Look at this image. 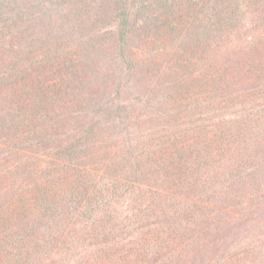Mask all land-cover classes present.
Segmentation results:
<instances>
[{
	"label": "trees",
	"instance_id": "obj_1",
	"mask_svg": "<svg viewBox=\"0 0 264 264\" xmlns=\"http://www.w3.org/2000/svg\"><path fill=\"white\" fill-rule=\"evenodd\" d=\"M0 264H264V0H0Z\"/></svg>",
	"mask_w": 264,
	"mask_h": 264
},
{
	"label": "rangeland",
	"instance_id": "obj_2",
	"mask_svg": "<svg viewBox=\"0 0 264 264\" xmlns=\"http://www.w3.org/2000/svg\"><path fill=\"white\" fill-rule=\"evenodd\" d=\"M144 31H145L144 29H141L140 33ZM111 37L112 36L110 35L104 37V43H103L105 45L104 46L106 50L105 52L109 54L108 60L103 61L102 64L95 67V71L91 72L85 70L86 74L80 75L77 78L76 83H79L81 81H86L87 84L81 89L82 92L80 91L78 93H82V95L84 93L87 94L91 88V90L94 89L97 92L96 96L102 99L103 101H107L109 95L110 94L112 95L114 93L118 77L119 75L124 74L125 71L119 68V65L114 62L113 57L111 56L113 53V40ZM141 42L143 43L142 40ZM147 43L148 46L151 48V50L155 51V53L157 52L156 50H158L159 58L156 60V62L161 65V69L172 63L171 61L172 57H170L169 51H164L162 47L157 48V43H154L153 41L151 42V40ZM153 47H155L156 49H154ZM142 49L144 48L142 47ZM137 52L138 54H135V57L138 58L137 72L134 80L129 85V88L127 89V91H125L124 94L125 99L131 97L130 95L133 94L134 92L141 90L140 88L141 84L144 82L146 76L144 69V60H146L145 58H147L148 61L151 60L150 58H148V56H145V54H143V52L140 49H137Z\"/></svg>",
	"mask_w": 264,
	"mask_h": 264
}]
</instances>
